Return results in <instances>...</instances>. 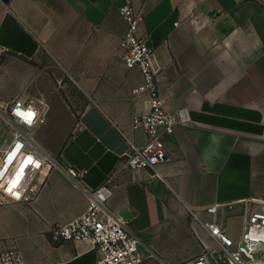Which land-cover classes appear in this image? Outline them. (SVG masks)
<instances>
[{
	"label": "crops",
	"instance_id": "0c3cea01",
	"mask_svg": "<svg viewBox=\"0 0 264 264\" xmlns=\"http://www.w3.org/2000/svg\"><path fill=\"white\" fill-rule=\"evenodd\" d=\"M134 4L145 16L140 34L154 49L165 108L172 116L187 110L191 124L163 133L167 156L158 174L120 172L110 206L155 254L142 264H183L216 249L192 212L208 221V208L219 205L228 229L233 217L243 220L246 200H264V0ZM122 5L0 0V101L29 92L32 77L19 72V58L60 66L87 102L58 157L84 171L91 188L105 182L131 143L147 144L146 133L133 123L150 108L146 92L134 93L144 78L119 55L127 29ZM5 68L17 69L20 78L12 97ZM87 206V196L65 173L50 172L32 203H0V250L17 247L26 264H97L99 252L90 243L54 240V228L80 217Z\"/></svg>",
	"mask_w": 264,
	"mask_h": 264
},
{
	"label": "built area",
	"instance_id": "2783aa9c",
	"mask_svg": "<svg viewBox=\"0 0 264 264\" xmlns=\"http://www.w3.org/2000/svg\"><path fill=\"white\" fill-rule=\"evenodd\" d=\"M120 13L127 29L120 42L119 55L128 69L137 68L143 75L144 83L134 93L146 92L150 98L149 112L135 116L133 121L136 130L146 133L147 144L140 147L131 143L130 151L101 186H87L84 171L65 166L38 141L37 131L47 122L42 102L24 94L11 102H0V117L11 135L0 147V203H32L46 186L50 172L62 171L87 196L88 206L80 217L54 228V240L90 243L99 252L97 264H142L155 256L144 246L131 222L110 206L112 189L123 169L151 170L158 174V167L167 156L163 133L171 135L176 126L191 124L187 110L172 116L165 108L159 76L153 68L154 49L140 34L144 14L137 10L134 0H123ZM219 207L208 208L212 216L208 221L191 213L216 244V249L208 248L203 255L183 264H264V200L245 201L243 229L237 241L229 236L224 220L218 215ZM0 264L26 263L20 250L10 247L0 250Z\"/></svg>",
	"mask_w": 264,
	"mask_h": 264
},
{
	"label": "rangeland",
	"instance_id": "374dc122",
	"mask_svg": "<svg viewBox=\"0 0 264 264\" xmlns=\"http://www.w3.org/2000/svg\"><path fill=\"white\" fill-rule=\"evenodd\" d=\"M17 63H19L20 69L17 68L19 72L25 71L33 81L28 86L30 88L28 94L24 92L21 95H28L45 106L47 122L38 129L37 139L45 149L58 156L64 144L77 129L80 113L86 105L87 98L60 66L51 65L46 59L36 61L19 58ZM17 69L5 68L4 76L11 83L8 85V81L6 82L5 85L9 88L5 87V90L11 97L15 96L19 89L20 78L16 77ZM9 139L11 135L6 123L0 117V147ZM242 226L243 220L239 216L229 221L228 229L234 241L240 238Z\"/></svg>",
	"mask_w": 264,
	"mask_h": 264
},
{
	"label": "snow or ice",
	"instance_id": "6c2138e0",
	"mask_svg": "<svg viewBox=\"0 0 264 264\" xmlns=\"http://www.w3.org/2000/svg\"><path fill=\"white\" fill-rule=\"evenodd\" d=\"M30 115H34V113H30ZM11 189H9V191H10ZM18 195V194H17Z\"/></svg>",
	"mask_w": 264,
	"mask_h": 264
}]
</instances>
